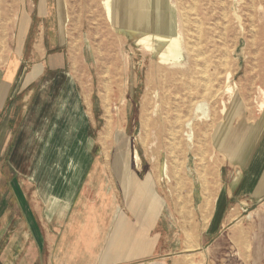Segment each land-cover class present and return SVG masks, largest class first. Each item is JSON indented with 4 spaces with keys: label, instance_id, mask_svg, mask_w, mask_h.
Masks as SVG:
<instances>
[{
    "label": "rangeland",
    "instance_id": "1",
    "mask_svg": "<svg viewBox=\"0 0 264 264\" xmlns=\"http://www.w3.org/2000/svg\"><path fill=\"white\" fill-rule=\"evenodd\" d=\"M103 1L0 0V80L12 63L16 67L13 96L0 111V123H5L0 189L13 195L19 183L26 203L47 228L52 256L65 231L89 207L106 213L104 223L118 212L142 231L150 227L158 243L152 260L164 255L172 261L195 247L193 229L200 217L192 191L199 188L198 177L205 183L218 173V123L237 100L248 116L258 114L264 102V0H151L152 6L167 2L180 31L184 58L176 65L161 63L144 44L118 32ZM54 82L62 85L50 86L60 98L46 93L39 126L49 122L51 136L55 131L60 137V131L80 123L69 121L79 115L71 113L72 105L82 113L75 138L86 164L66 167L77 176L69 204L41 199L35 182L11 161L42 90ZM165 92L179 110L177 142L171 146L181 154L176 170L164 139L158 148L150 143L155 153L141 140L148 135L142 130L143 101L146 95L153 99L148 110L152 120ZM164 148L169 180L160 178L152 156L161 158ZM148 203L150 215L144 218ZM50 252L44 248L43 255ZM150 260L142 257L130 264Z\"/></svg>",
    "mask_w": 264,
    "mask_h": 264
},
{
    "label": "crops",
    "instance_id": "2",
    "mask_svg": "<svg viewBox=\"0 0 264 264\" xmlns=\"http://www.w3.org/2000/svg\"><path fill=\"white\" fill-rule=\"evenodd\" d=\"M14 66L12 63L0 80V111L7 98L13 96L9 92L16 73ZM50 86L62 87L54 82L42 90L11 161L35 182L41 199L69 204L77 176L66 167L86 164L81 144L75 138L82 113L78 105H72L71 113L79 115L70 116L69 121L80 123L70 124L60 131V137L54 131L52 137L49 122L43 127L38 124L45 95L57 98ZM239 101L230 106L217 125V175L205 183L198 177L199 188L192 191L193 207L200 217L199 225L194 224L192 253L180 254L172 261L164 255L152 260L158 243L150 227L142 231L118 212L104 223L101 220L106 213L84 207L86 212L79 214V223L65 231L52 256L53 243L47 228L37 210L26 203V193L16 181L13 195L0 189V263L53 264L60 260L61 264H130L147 257L151 260L145 264H264V108L248 116ZM0 126L2 134L5 123L1 121ZM4 148L0 143V149ZM81 201L85 202L83 198ZM146 206L144 218L150 215L151 206ZM44 248L50 252L48 256L43 255Z\"/></svg>",
    "mask_w": 264,
    "mask_h": 264
},
{
    "label": "bare ground",
    "instance_id": "3",
    "mask_svg": "<svg viewBox=\"0 0 264 264\" xmlns=\"http://www.w3.org/2000/svg\"><path fill=\"white\" fill-rule=\"evenodd\" d=\"M103 4L107 7L108 19L114 28L118 32L130 36L136 42H140L142 45L144 44L146 49L151 51L161 63L176 65L183 61L184 48L179 34L180 31L177 28L174 16L166 1L163 3L156 2L155 6H152L151 0H104ZM196 61L195 64H198ZM230 79L231 74L229 73L226 80L229 82ZM226 91L232 92L233 88L227 85ZM169 98L166 92L160 96V101L156 105V113L158 116L152 118V120L148 110L153 103V99L149 95H146L143 101L142 130H145L147 132L145 134L148 135L145 138H141V140L147 150L151 148L154 152V148L152 146L150 147L151 142L158 148V144L164 139L165 144L166 142L168 143V149L177 142L179 110L171 104ZM194 106L195 103L193 104ZM260 108H264V102L260 104ZM227 109V106L224 104L222 112L225 113ZM149 136L151 140L148 141L146 138ZM116 140H119V135L116 136ZM165 148L160 152L161 158L156 160L154 154L152 156L157 164L160 178L169 180L167 158L164 154ZM175 149L176 146L171 147V154L173 155L172 165H174V169L176 170L181 163V154L178 153V148L176 152ZM127 155L125 153L122 157L125 164L128 163ZM138 158L139 156L137 155Z\"/></svg>",
    "mask_w": 264,
    "mask_h": 264
}]
</instances>
